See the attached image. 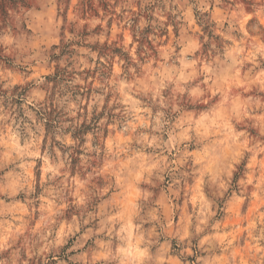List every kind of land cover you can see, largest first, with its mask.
Listing matches in <instances>:
<instances>
[{
  "label": "clouds",
  "instance_id": "1",
  "mask_svg": "<svg viewBox=\"0 0 264 264\" xmlns=\"http://www.w3.org/2000/svg\"><path fill=\"white\" fill-rule=\"evenodd\" d=\"M0 264H264V0H0Z\"/></svg>",
  "mask_w": 264,
  "mask_h": 264
}]
</instances>
